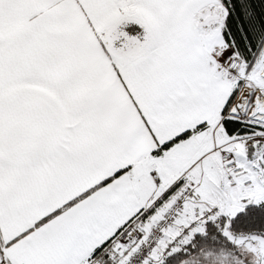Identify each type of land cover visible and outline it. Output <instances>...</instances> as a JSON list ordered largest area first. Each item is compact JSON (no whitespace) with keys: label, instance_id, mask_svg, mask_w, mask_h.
I'll return each instance as SVG.
<instances>
[{"label":"snow or ice","instance_id":"6c2138e0","mask_svg":"<svg viewBox=\"0 0 264 264\" xmlns=\"http://www.w3.org/2000/svg\"><path fill=\"white\" fill-rule=\"evenodd\" d=\"M0 264H264V0H0Z\"/></svg>","mask_w":264,"mask_h":264}]
</instances>
